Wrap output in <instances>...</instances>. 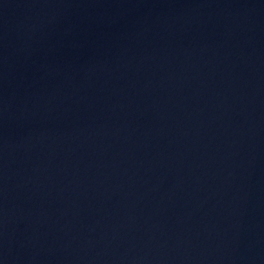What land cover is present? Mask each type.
I'll return each instance as SVG.
<instances>
[{
  "label": "water",
  "instance_id": "water-1",
  "mask_svg": "<svg viewBox=\"0 0 264 264\" xmlns=\"http://www.w3.org/2000/svg\"><path fill=\"white\" fill-rule=\"evenodd\" d=\"M0 264H264V0H0Z\"/></svg>",
  "mask_w": 264,
  "mask_h": 264
}]
</instances>
